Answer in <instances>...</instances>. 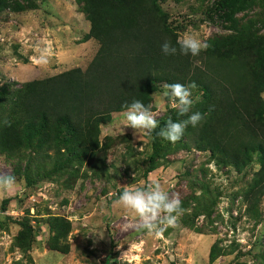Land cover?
<instances>
[{
	"label": "rangeland",
	"instance_id": "374dc122",
	"mask_svg": "<svg viewBox=\"0 0 264 264\" xmlns=\"http://www.w3.org/2000/svg\"><path fill=\"white\" fill-rule=\"evenodd\" d=\"M12 1L25 7L14 9L8 0L0 4V82H21L87 64L98 42L87 35L89 21L76 0ZM159 2L177 39L191 34L208 44L240 29L264 32V0H232L229 6L223 0ZM48 47L53 52L48 63H37V49ZM164 85L157 83L148 103L156 119L164 120L158 121L161 128L169 118H183L171 107L173 98L164 95L169 91ZM124 111L112 112L100 124L102 161L71 159L53 167L45 163L43 169L36 162L24 174L28 159L18 163L0 152V175L14 176L17 182L0 198V264H262L264 193L256 216L244 212L241 198L258 167L256 154L239 171L217 165L207 151L182 145L184 137L176 143L159 137V128L138 136L122 126L123 132ZM151 180L182 201L176 226L167 227L160 237L139 228L134 216L115 204L124 188ZM196 196L201 198L199 206ZM50 215L69 221L65 252L47 246ZM20 219L32 232L26 250L14 242ZM215 239L228 252L209 260L208 248ZM124 253L127 259L121 257Z\"/></svg>",
	"mask_w": 264,
	"mask_h": 264
},
{
	"label": "trees",
	"instance_id": "16d2710c",
	"mask_svg": "<svg viewBox=\"0 0 264 264\" xmlns=\"http://www.w3.org/2000/svg\"><path fill=\"white\" fill-rule=\"evenodd\" d=\"M8 1L14 9L25 7L21 1ZM223 1L224 6L233 4ZM76 2L89 21L87 35L98 42L95 52L83 68L71 66L40 78L0 82V152L18 163L28 159L24 174L36 162L43 169L45 163L53 167L71 159L102 161L98 151L105 146L98 138L99 127L112 112L126 109L133 100L147 106L158 82H195L192 92L200 100L187 115L199 112L203 120L187 127L182 145L207 151L215 164L237 171L255 153L259 171L252 172L241 198L244 212L256 216L264 193V99L260 94L264 89V32L232 31L210 41L199 55H184L159 0ZM166 40L177 47L175 55L162 52ZM5 118L9 126L2 123ZM157 119L164 123L161 117ZM194 198L199 206L200 196ZM17 223L14 242L26 250L31 227L23 219ZM47 224L48 248L67 251L68 219L50 215ZM226 252L215 239L209 245L208 259ZM260 258L264 264V250Z\"/></svg>",
	"mask_w": 264,
	"mask_h": 264
},
{
	"label": "clouds",
	"instance_id": "9594fccd",
	"mask_svg": "<svg viewBox=\"0 0 264 264\" xmlns=\"http://www.w3.org/2000/svg\"><path fill=\"white\" fill-rule=\"evenodd\" d=\"M177 44L181 54L193 56L199 55L202 50L209 47L207 42L191 34H186L183 38L178 39ZM161 50L165 55L177 53V47L167 40L161 45ZM37 51L39 57L36 62L46 65L53 55L51 48L37 49ZM164 87L169 90L164 95L173 98L171 107L177 110L180 116L187 115L194 103L200 100L199 96L193 98L192 89L197 87L195 82L188 85L179 82L167 83ZM261 98L264 99V95ZM123 116L124 119L121 122L123 132L124 127L122 126L131 127L135 130L133 134L138 136L150 134L159 128L156 134L171 143L179 141L189 125L196 127L203 120L201 113L195 112L187 115V119L178 122L169 118L165 126L161 128L156 114L152 111V105L146 106L140 100H133L130 105L126 104ZM2 123L9 126L11 122L5 118ZM16 186L17 182L14 176L0 175V198L11 193ZM115 204L132 214L138 222L139 228L145 229L149 234H154L157 237H160L167 227H175L179 216L183 213L182 201L179 197L170 196L157 180H151L140 186L124 188ZM121 257L127 259L126 253Z\"/></svg>",
	"mask_w": 264,
	"mask_h": 264
}]
</instances>
